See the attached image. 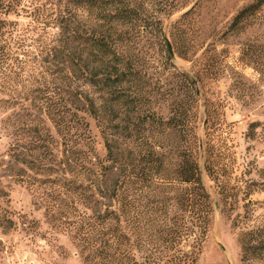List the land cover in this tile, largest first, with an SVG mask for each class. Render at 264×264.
Masks as SVG:
<instances>
[{
	"label": "rangeland",
	"instance_id": "rangeland-1",
	"mask_svg": "<svg viewBox=\"0 0 264 264\" xmlns=\"http://www.w3.org/2000/svg\"><path fill=\"white\" fill-rule=\"evenodd\" d=\"M37 1L9 16L0 59V264L184 250L197 207L181 206L184 160L212 209L197 264H240L239 233L264 218V0H174L152 29L117 27L132 38L116 45L115 77L77 39L97 30L75 0Z\"/></svg>",
	"mask_w": 264,
	"mask_h": 264
},
{
	"label": "trees",
	"instance_id": "trees-1",
	"mask_svg": "<svg viewBox=\"0 0 264 264\" xmlns=\"http://www.w3.org/2000/svg\"><path fill=\"white\" fill-rule=\"evenodd\" d=\"M21 2L22 0H0V59L10 56L7 40L11 39L12 26L15 24L9 20V16H18V13L24 10ZM32 2L39 3L38 8L46 6V4L41 5L37 0H32ZM75 3L77 5L75 9L84 13L87 22L97 30L85 35L77 34L76 37L84 42L89 41L90 45L97 50L98 55L91 60V63L101 64L105 74L109 77H115L117 74L116 45L123 38H128L125 33L117 32L116 28L129 25L137 35L147 31L148 28L152 29L155 25H159L160 15L169 16L174 9V0L170 2L168 0H133L131 3L126 0H75ZM145 3L155 5L157 13L148 10ZM72 20L73 15L70 12H64L59 16L63 35L67 32L73 33V30H70ZM89 73V82L97 86L99 83L97 75ZM181 182L192 188L190 192L186 189V196L181 204L183 211L190 212L191 206H197L192 212V222H189L190 216L187 215L182 216L181 219L179 241L185 249L173 252H150L146 257L148 264H197L201 246L208 233L212 209L200 171L186 160L181 166ZM251 217L252 214L247 210L243 219L250 221ZM121 238L124 240L125 236ZM172 240L173 238H169L170 242ZM237 240L241 254L240 264H264V218L254 221L252 225L246 224Z\"/></svg>",
	"mask_w": 264,
	"mask_h": 264
}]
</instances>
